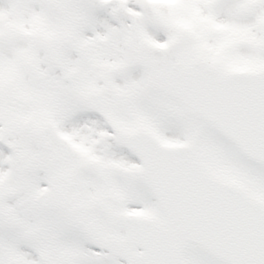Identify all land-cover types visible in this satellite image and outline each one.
Returning a JSON list of instances; mask_svg holds the SVG:
<instances>
[{"label":"snow or ice","instance_id":"snow-or-ice-1","mask_svg":"<svg viewBox=\"0 0 264 264\" xmlns=\"http://www.w3.org/2000/svg\"><path fill=\"white\" fill-rule=\"evenodd\" d=\"M0 264H264V0H0Z\"/></svg>","mask_w":264,"mask_h":264}]
</instances>
